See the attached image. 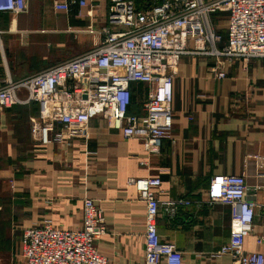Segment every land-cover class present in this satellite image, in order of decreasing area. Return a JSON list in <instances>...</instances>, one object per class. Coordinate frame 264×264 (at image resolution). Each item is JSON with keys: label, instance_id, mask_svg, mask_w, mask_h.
Returning a JSON list of instances; mask_svg holds the SVG:
<instances>
[{"label": "crops", "instance_id": "obj_1", "mask_svg": "<svg viewBox=\"0 0 264 264\" xmlns=\"http://www.w3.org/2000/svg\"><path fill=\"white\" fill-rule=\"evenodd\" d=\"M66 1L28 0L25 13H0V87L8 77L25 79L100 42L113 0L56 8ZM91 25L96 32H89ZM215 63V57L181 58L171 137L154 155L102 115L89 121L88 137L41 145L31 134L37 103L0 110V264H21L28 227L51 220L58 228H81L86 196L101 205L108 227L95 241L99 252L111 264H144L146 204L128 180L147 176L161 179L158 231L183 252V264H236L230 255H216L230 238L231 208L211 202L207 189L215 175H245L257 209L244 248L264 253V242L257 243L264 236V176L258 169V156H264V58L228 62L223 79L214 77ZM132 94L129 112L143 115L147 84L133 83ZM181 199L190 203L171 213L169 203Z\"/></svg>", "mask_w": 264, "mask_h": 264}, {"label": "built area", "instance_id": "obj_2", "mask_svg": "<svg viewBox=\"0 0 264 264\" xmlns=\"http://www.w3.org/2000/svg\"><path fill=\"white\" fill-rule=\"evenodd\" d=\"M67 1L56 3V8L69 11L72 5L87 2ZM27 11L28 0H0V13ZM217 11H228L224 44L212 21ZM87 14L93 16V8ZM107 19L93 50L25 79L8 77L0 87V110L33 102L39 105V115L31 118V134L39 144L88 137L89 121L102 115L125 138L140 139L149 155L158 154L171 137L174 78L184 55L215 57L212 72L217 79L226 77V66L234 59L264 58V0H113ZM96 31L89 26V32ZM1 34L0 30V47ZM136 82L148 88L143 115L129 112ZM258 161L259 174L264 176V156H258ZM128 182L146 204L144 264H183V252L163 242L158 231L160 177L130 178ZM248 190L243 174H218L210 180L209 200L231 208L230 238L216 255H230L236 264H264L263 252L244 248L254 230L257 209ZM189 203L172 201L169 211ZM83 213L82 227L76 230L58 228L51 220L24 229L20 263L111 264L95 243L108 233L103 208L86 196ZM263 242L264 236H259L257 243Z\"/></svg>", "mask_w": 264, "mask_h": 264}, {"label": "rangeland", "instance_id": "obj_3", "mask_svg": "<svg viewBox=\"0 0 264 264\" xmlns=\"http://www.w3.org/2000/svg\"><path fill=\"white\" fill-rule=\"evenodd\" d=\"M228 18V11H217L212 15V21L217 32L221 34L222 43L227 39L226 21ZM20 262V259L18 263Z\"/></svg>", "mask_w": 264, "mask_h": 264}]
</instances>
